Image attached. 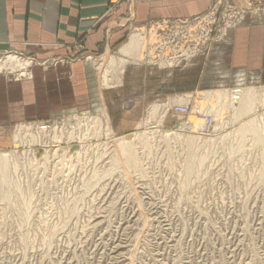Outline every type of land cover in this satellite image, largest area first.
<instances>
[{"label":"rangeland","instance_id":"374dc122","mask_svg":"<svg viewBox=\"0 0 264 264\" xmlns=\"http://www.w3.org/2000/svg\"><path fill=\"white\" fill-rule=\"evenodd\" d=\"M249 5L219 0L182 27L135 26L123 46L142 34L143 59L118 55L123 46L109 54L118 62L108 87L99 59L91 61L96 98L89 107L0 126V155L14 153L17 161L9 185L0 172V264H264V145L248 137L246 149L234 151L235 104L222 110L221 127L210 113L198 130L212 139L228 135L210 150H188L176 136L167 146L162 138L204 118L195 110L203 93L264 90L261 54L254 69L231 63L232 32L264 23V6ZM153 108L160 110L151 119ZM90 116L101 126L87 125ZM23 125L31 131L19 133ZM260 127L264 134V120ZM151 131L154 146H136L142 170L126 175L113 140ZM44 150L56 154L42 159ZM201 155L203 166L180 187L188 161Z\"/></svg>","mask_w":264,"mask_h":264},{"label":"crops","instance_id":"0c3cea01","mask_svg":"<svg viewBox=\"0 0 264 264\" xmlns=\"http://www.w3.org/2000/svg\"><path fill=\"white\" fill-rule=\"evenodd\" d=\"M218 1L0 0V60L15 56L26 63L0 73V126L89 107L96 98L91 61L121 48L135 26L193 22ZM247 1L264 6V0ZM232 39L234 68L254 69L258 54L264 61V23L257 28L248 21Z\"/></svg>","mask_w":264,"mask_h":264},{"label":"bare ground","instance_id":"6f19581e","mask_svg":"<svg viewBox=\"0 0 264 264\" xmlns=\"http://www.w3.org/2000/svg\"><path fill=\"white\" fill-rule=\"evenodd\" d=\"M242 5L245 7V9L251 8L247 0L242 1ZM142 31H143V29H142ZM144 31H145V29H144ZM151 35L152 34H150L149 38L151 37ZM145 37L146 36L144 34V38ZM155 37H157V36L155 35ZM141 38H142V34H141V37L139 35H132L130 41L119 50L118 55L120 54L124 58H131V56H133V57L137 56L138 60L143 59L142 58L143 51L141 50V55L138 51V50L143 48V47L140 48L141 45H143L142 41L144 40L143 38H142L143 40ZM147 41H148V39L146 40V42ZM159 43H160V41H159ZM144 48H143V50H144ZM150 48H152V47L150 46ZM135 59H136V57H135ZM98 61H99V63L97 66L102 72L103 84H104V86L107 85V87H108V84H109L108 77H107L108 71L113 69L114 67H116V64L118 61L115 57H112L109 54H106L105 56H103ZM121 62H122V64L124 63L123 61H121ZM24 63H22L15 56H9L3 60H0V73L5 68H9V67L12 69H16V68L23 69ZM28 66H29V64H28ZM12 69H11V71H12ZM123 71H124V69H121V73H123ZM8 74H10V73H8ZM99 85H100V83H99ZM200 96H201V98L198 100L199 102L197 103L195 101L197 103V107L195 108V110H198V112L201 113L204 118L197 119L195 117H191L189 119L188 124L185 123L184 125L183 124L179 125L177 127V129L174 130L175 132L163 134L162 138L165 140V144H167V146H171L170 142L172 141L173 136H176L179 139L181 146H186L188 150H191V149L192 150H195V149L198 150L202 147H205V148H207V150H210L211 147L216 146V144L220 145L218 140L222 139L225 141V139H226V137H228V135L221 138V139H217V138L212 139L213 138L212 136H208V135L204 136L201 133L198 135L197 132H198V130H200L201 128L204 127V125L206 124V116L210 113L211 114L213 113L215 119L217 120L216 127H221L219 125L220 119L222 116L221 113H222L223 109H226V104L228 102L231 105L230 108L235 104V106H236V121L241 123L239 125V127H237V129L234 128V132H232V133H234L233 136L236 139V142L232 143L233 146H235L234 151L236 153L243 152L246 149L245 148L246 146H244L245 145L244 142L248 137H251L252 141H254L257 145H259V144L264 145V134L262 133V131H261L262 129L260 127L261 122L264 120L263 119L264 114L261 115L258 113L259 109H261V108H262V110L264 109V90L263 89H262V91H259V92L255 91L253 89H242V90H236V91H232V92H230V91H216V92H211V93H203V95H200ZM175 99H177V98H175ZM179 101H183V99H179ZM168 104H167V107H168ZM169 108H170V106H169ZM171 109H173V108H171ZM158 110H160V109L159 108H153L152 113L150 115L151 119H153L154 116L157 115V113L159 112ZM163 110H165V108ZM101 116H102V120L104 119L107 122V127H108L107 130L109 132L110 131L109 117L106 113V110H104L103 108H102V115ZM160 117H162V119H163L164 116L160 115ZM159 121H161V120H158V122ZM86 122H87V125H90V127H96L97 128V127L101 126V124H100L101 121H100L99 117H91L90 116V118H88L86 120ZM161 124H160V126H161ZM216 127H214V128H216ZM218 129H220V128H218ZM97 130H99V128ZM154 130H155V128H154ZM17 131L19 133H29L31 131V125H23ZM156 133H157V131H151L150 134H147V135L146 134L145 135L144 134L143 135L137 134V135L123 136V137L117 138L116 140H113L112 146L114 148V150H113L114 156H116L117 161H122V163L124 165L123 169H124V172L126 173V175L130 174L132 170H134L135 172L139 171L140 169L142 170L141 159L138 155V151H137L136 146H143L144 148L154 146V143H152V141H153V138H154ZM214 133L216 134V132H214ZM210 137H212V138H210ZM32 140H33V143H35V140L34 139H32ZM76 151H78V148L76 149ZM76 151H74V152H76ZM190 152H192V151H190ZM55 154H56V151L54 152L53 150H44V156L42 159H47L46 157H50V155L54 156ZM12 156H14V153L13 154H2V155H0L1 179L5 185H9L8 171H9L11 165L13 163L17 162L15 160V158ZM196 159L192 158L188 161L187 166H186V179L183 180V183L181 184L180 187H184L186 185L187 179L194 177L195 173L197 174V168H196L197 165H198V167H202L205 160H206V157L201 155ZM109 195H111V194H109ZM181 197H186V196L184 194H181ZM75 211L72 210V213ZM95 226L97 227V225H95ZM118 245L120 246V244H118Z\"/></svg>","mask_w":264,"mask_h":264},{"label":"built area","instance_id":"2783aa9c","mask_svg":"<svg viewBox=\"0 0 264 264\" xmlns=\"http://www.w3.org/2000/svg\"><path fill=\"white\" fill-rule=\"evenodd\" d=\"M201 19H197V20H194V22L196 21H200ZM188 22H165V23H161V24H157L155 25L154 27H158L159 26H166L167 28H171V29H174V28H178V27H182L183 25L187 24ZM27 73H23L22 76H26Z\"/></svg>","mask_w":264,"mask_h":264},{"label":"water","instance_id":"95a60500","mask_svg":"<svg viewBox=\"0 0 264 264\" xmlns=\"http://www.w3.org/2000/svg\"><path fill=\"white\" fill-rule=\"evenodd\" d=\"M76 149H77V147H74L72 151H74V150H76Z\"/></svg>","mask_w":264,"mask_h":264}]
</instances>
